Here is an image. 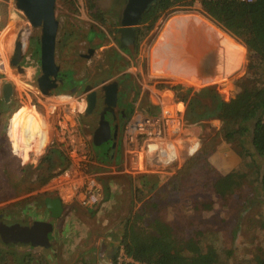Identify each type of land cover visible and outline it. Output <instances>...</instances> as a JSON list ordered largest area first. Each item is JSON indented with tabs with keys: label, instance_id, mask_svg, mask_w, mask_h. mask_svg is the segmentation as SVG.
Here are the masks:
<instances>
[{
	"label": "rangeland",
	"instance_id": "1",
	"mask_svg": "<svg viewBox=\"0 0 264 264\" xmlns=\"http://www.w3.org/2000/svg\"><path fill=\"white\" fill-rule=\"evenodd\" d=\"M124 3L125 0H94L95 8L106 19L99 24L91 17L93 11L88 10L85 0H56L55 64L60 69L62 85L46 98L36 83L41 73L40 28L30 26L13 0H0V99L3 84L10 82L13 86L11 106L0 112V222L29 226L40 220L52 224L50 248L18 245L21 250H30L39 264H82L83 260L87 264H111L124 223L132 214L141 215L145 227L158 218L177 237L201 240L204 246L214 248L221 263L253 264L264 255V201L252 190L250 168L246 167L249 159L240 157L234 145L222 139L219 120L197 125L184 121L186 133L175 140L177 154L170 152L173 146L163 154V161L174 157L172 161L151 167L145 173L128 171L131 147L124 139V128L136 114H157L160 106H168L178 108L184 115L181 98L166 87L181 85L191 89V94L212 87L225 101L234 98L239 92L237 81L247 71L248 51L196 4L161 16L139 42L133 58L124 55L116 32ZM109 26L113 30H108ZM99 31L103 33L100 38L92 34ZM204 46H210V57L198 71L191 62ZM111 50L123 54L125 61L121 62L120 71H127L133 81L123 86L128 88L132 113L128 120L119 119V123L124 122L118 124L114 148L111 142L93 144L100 117L83 109L82 92L71 94L73 79L78 86L92 85L98 77L97 70L104 73L112 68ZM18 51V65L23 72L11 64ZM107 119L113 128V119ZM58 122L76 127L86 151V161L76 177L94 178L102 187L103 200L87 209L74 198L63 204L60 217L52 218L43 200L59 198L58 192L51 189L55 178L43 187L33 182L45 174L42 169L46 162L41 161L46 151L57 147L56 142L63 145L59 141ZM49 133L51 143L46 147ZM44 134V152L36 155ZM220 144L238 156L240 162L217 155ZM201 147L210 155L180 175L184 163ZM61 148L65 150L64 146ZM108 151L110 158L102 157ZM211 157H224L228 162H210ZM223 164L226 167L219 171L218 166ZM71 168L72 164L68 170ZM235 169L245 172L240 188L223 198L217 197L210 186L213 174L225 175ZM58 170L59 167L52 173ZM11 213H15L14 218L9 216ZM125 259L120 250L117 260Z\"/></svg>",
	"mask_w": 264,
	"mask_h": 264
},
{
	"label": "trees",
	"instance_id": "2",
	"mask_svg": "<svg viewBox=\"0 0 264 264\" xmlns=\"http://www.w3.org/2000/svg\"><path fill=\"white\" fill-rule=\"evenodd\" d=\"M85 1L88 10L93 11L91 17L99 24H104L106 19L95 8L94 0ZM196 4L209 19L239 39L248 51L246 74L237 81L239 92L234 98L225 101L212 87L202 88L193 94L191 89L181 85L162 87L173 90L181 98V105H185L183 118L186 124L220 121L219 132L222 139L234 145L240 157L249 159L246 167L250 168L252 190L264 201V0H159L143 14L136 29L135 46L148 35L161 16ZM2 28L3 22L0 23V29ZM101 34L103 35L101 31L95 33L98 38ZM10 106L11 103L5 104L0 99V112ZM131 113L132 110L125 120L129 119ZM50 143L49 133L46 147ZM44 146L45 134L41 137L35 154L41 153ZM208 155L210 151L201 147L184 163L180 175L200 164L201 159L206 160ZM104 156L106 159L110 158L109 153ZM96 157L100 160L97 154ZM41 162H46L42 169L45 174L33 182L38 187H43L52 178L65 173L71 164L63 151L57 148L48 149ZM203 166L208 167L207 162H203ZM57 167L59 170L52 173ZM244 177L245 172L236 169L225 175L213 174L210 186L217 197L223 198L239 189ZM14 215L15 213L9 214L12 218ZM262 227L264 230V223ZM48 237L50 240V235ZM119 244L111 264H224L220 262L213 247L204 246L201 240L194 237H177L173 229L158 218L151 220L145 227L139 214H132L126 219ZM120 250L126 258L121 262L117 260ZM0 264L39 263H36L30 250H21L18 245H4L0 242ZM82 264L87 263L83 260ZM253 264H264V255Z\"/></svg>",
	"mask_w": 264,
	"mask_h": 264
},
{
	"label": "water",
	"instance_id": "3",
	"mask_svg": "<svg viewBox=\"0 0 264 264\" xmlns=\"http://www.w3.org/2000/svg\"><path fill=\"white\" fill-rule=\"evenodd\" d=\"M15 8L21 11L32 28H40V70L37 77V88L42 96H49L61 81L57 82L59 67L55 64V45L58 30V21L55 18L56 0H13ZM159 0H125L121 10L118 28V46L127 49L132 54L136 50L134 46L135 29L139 26L143 14ZM18 47V46H17ZM135 49V50H134ZM210 46H205L203 51L191 62L198 71H201L210 57ZM19 51L15 59L11 60L12 66H16L20 72L24 69L18 65ZM189 60V59H188ZM90 89L86 87L85 91ZM13 94V86L5 82L2 86L1 97L5 104H9ZM110 137V136H109ZM108 137V138H109ZM107 138V139H108ZM106 139V140H107ZM112 139H115L113 136ZM105 141V140H104ZM103 141V142H104ZM101 143H97L100 145ZM96 145V146H97ZM114 148V143H112ZM44 207L52 218H58L64 210V206L58 197H45ZM53 226L49 222L35 220L29 226L18 223L6 225L0 222V242L4 245H29L32 248L50 247L48 235L52 233Z\"/></svg>",
	"mask_w": 264,
	"mask_h": 264
},
{
	"label": "built area",
	"instance_id": "4",
	"mask_svg": "<svg viewBox=\"0 0 264 264\" xmlns=\"http://www.w3.org/2000/svg\"><path fill=\"white\" fill-rule=\"evenodd\" d=\"M159 108L157 114H136L124 128L125 142L131 147L129 154L132 161L128 166L129 172L145 173L151 167L168 164L174 157H169V162L162 159L170 146H173L170 152L177 154L175 140L182 139L186 133L182 112L178 108L172 109L168 106ZM58 128L59 141L65 146L67 156L73 160V168L62 175L63 179L60 180L63 181L59 180L53 191L58 192L62 203H69L75 198L80 206L91 209L103 200L102 187L94 178L77 179L79 167L86 161L83 142L77 130L67 126L65 122H58Z\"/></svg>",
	"mask_w": 264,
	"mask_h": 264
},
{
	"label": "flooded vegetation",
	"instance_id": "5",
	"mask_svg": "<svg viewBox=\"0 0 264 264\" xmlns=\"http://www.w3.org/2000/svg\"><path fill=\"white\" fill-rule=\"evenodd\" d=\"M119 17L120 15L117 18L118 23H119ZM111 24H114V20L113 22H111ZM109 29L113 30V26H109L108 30ZM136 29H135V33H136ZM92 34L95 35L94 32ZM105 34L107 33L105 32ZM134 46H135V36H134ZM121 50L124 52L123 53L124 55H128L133 58L134 55L129 50L127 49H121ZM123 54L121 52L116 54L114 51L111 50V55L114 59V64L112 68L108 72H104V73L97 70L96 74H98L97 75L98 77L94 79L92 85L85 84L82 86H78L77 83L75 84L73 82V89L71 90L72 92H74L73 94H75V92L76 93L82 92V101L84 104L83 106L84 110L86 111L91 110V115L93 116L95 114L98 117H101L102 113H104L105 119L108 122H110L107 119L108 117H111L113 119V126H114V121L116 120V124H117L116 127H118V124L120 125L123 121L121 123L119 122L125 119V117L127 116V113L130 110V105H131L130 103L132 102V100H129V97H127L128 92H126V90L128 88L123 87L125 84H127V82H133L131 76L127 71H120L122 64L121 62L125 61L124 58L122 57ZM127 77L128 79H126ZM58 81L59 82L61 81L59 85H62V80L60 79L59 72L57 76V82ZM87 86H89L90 89L87 92H85L84 90ZM93 96L95 97L96 100L94 108L91 107V98ZM110 128L112 132L111 123H110ZM6 225H12V224H6Z\"/></svg>",
	"mask_w": 264,
	"mask_h": 264
},
{
	"label": "crops",
	"instance_id": "6",
	"mask_svg": "<svg viewBox=\"0 0 264 264\" xmlns=\"http://www.w3.org/2000/svg\"><path fill=\"white\" fill-rule=\"evenodd\" d=\"M59 71H60V69H59ZM41 74V73H40ZM73 82L76 84V82H75V80L73 79ZM58 86H60V85H58ZM58 88V87H57ZM89 90V89H88ZM87 90V91H88ZM85 91V90H84ZM87 91H85V92H87ZM73 93L74 92H72L71 91V94L73 95ZM76 94V93H75ZM43 97H45V96H43ZM48 97V96H47ZM46 97V98H47ZM129 100H131L130 98H129ZM132 109L130 108V110L129 111H131ZM128 114V113H127ZM130 118V117H129ZM100 119H101V117H100ZM99 122H100V120H99ZM109 124H110V122H109ZM98 126H99V123H98ZM117 126V124H116V120L114 121V126H113V128H112V133H111V135H110V137L107 139V140H105L104 142H111V143H114V146H115V141L114 140H116L117 139V128L118 127H116ZM70 127H71V125H70ZM72 128H74V129H76V127H72ZM98 128V127H97ZM77 130V129H76ZM96 131V130H95ZM113 136H115V139H112L113 138ZM104 142H102V143H104ZM56 145H57V147H55V148H57V149H60V151H63L62 150V148H61V146H64V145H61V144H58L57 142H56ZM65 147V146H64ZM94 148V147H93ZM48 151V150H47ZM47 151H46V153H47ZM44 152V151H43ZM65 152V153H64ZM121 152V151H120ZM46 153H45V155H46ZM63 153H64V156H67V152H66V150H64L63 151ZM108 153H109V151H108ZM107 153V154H108ZM215 153L217 154V155H222V156H224V157H229L230 159V162H240V159L238 158V156H236V155H234L231 151H227L226 150V148H224V146L222 145V144H220L218 147H217V149H216V151H215ZM98 155V154H97ZM104 155L105 154H103L102 155V157H104ZM122 155H123V151H122ZM226 155V156H225ZM119 157H120V155H119ZM224 157L223 158H220V159H216V158H210V162H228V160L227 159H224ZM67 158H68V161L69 162H73V160H71L68 156H67ZM120 160V159H119ZM72 166H73V164H72ZM222 167H226V165H224L223 164V166H218V169H219V171H222ZM67 171H69V170H67ZM63 175V174H62ZM62 175H60V176H58V177H56L55 179H54V181H53V187L51 188L52 190H53V188H54V186L57 184V182L60 180V179H63V178H61L62 177ZM78 179V178H77ZM60 181H63V180H60ZM68 181H71V180H68Z\"/></svg>",
	"mask_w": 264,
	"mask_h": 264
},
{
	"label": "bare ground",
	"instance_id": "7",
	"mask_svg": "<svg viewBox=\"0 0 264 264\" xmlns=\"http://www.w3.org/2000/svg\"><path fill=\"white\" fill-rule=\"evenodd\" d=\"M21 37V34H19ZM18 37V38H19ZM21 43V42H20ZM191 45V44H190ZM21 46L23 47V44L21 43ZM205 47V46H204ZM194 49V48H193ZM196 50V49H195ZM197 54V53H196ZM191 55V54H190ZM195 55V54H194ZM192 57V56H191ZM95 97L93 96L91 98V107L94 108L95 107ZM89 114H91V110L88 111ZM111 128H110V124L109 122L105 119V114L102 113L101 115V119H100V122H99V126L98 128L96 129L95 133H94V138H93V141H94V144L95 146L97 145V143H101L103 142L104 140H106L110 135H111Z\"/></svg>",
	"mask_w": 264,
	"mask_h": 264
}]
</instances>
